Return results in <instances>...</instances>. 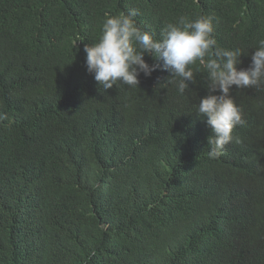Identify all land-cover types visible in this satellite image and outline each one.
<instances>
[{"label": "trees", "instance_id": "obj_1", "mask_svg": "<svg viewBox=\"0 0 264 264\" xmlns=\"http://www.w3.org/2000/svg\"><path fill=\"white\" fill-rule=\"evenodd\" d=\"M130 9L157 38L211 17L241 68L264 39V0H0V264H264V91L233 86L242 143L209 158L202 68L183 95L159 68L107 91L88 72Z\"/></svg>", "mask_w": 264, "mask_h": 264}, {"label": "clouds", "instance_id": "obj_2", "mask_svg": "<svg viewBox=\"0 0 264 264\" xmlns=\"http://www.w3.org/2000/svg\"><path fill=\"white\" fill-rule=\"evenodd\" d=\"M137 15L136 9H130L127 14L106 17L98 41L84 46L88 72L94 74L101 90L107 91L121 84L139 87L141 74L151 76L159 68L171 73L167 82L174 83L183 95L189 82L196 83L194 67L196 73L202 68L207 74V95L200 97L196 114L206 119L212 132L209 158L219 159L226 145L242 143L234 130L246 123L243 109L232 95L233 86L264 91V39L258 40L251 53L250 66L241 68L243 53L218 44L211 17L182 15L175 23L166 24L157 38L137 25ZM146 55L161 63L150 65Z\"/></svg>", "mask_w": 264, "mask_h": 264}]
</instances>
